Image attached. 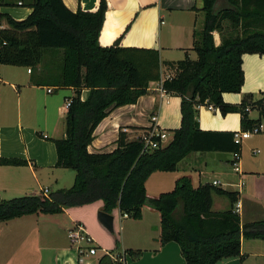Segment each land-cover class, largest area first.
<instances>
[{
	"label": "trees",
	"instance_id": "16d2710c",
	"mask_svg": "<svg viewBox=\"0 0 264 264\" xmlns=\"http://www.w3.org/2000/svg\"><path fill=\"white\" fill-rule=\"evenodd\" d=\"M29 6L32 12L22 20L0 12V19L6 17L9 23L7 28L0 24V62L31 69L41 65L44 79L36 81L38 84L75 89L69 100L65 136L47 137L55 143L57 166L75 170V179L72 186L48 194L0 199V221L33 213H60L66 207L97 200L104 202L107 213L118 208L139 220L148 205L161 215V244L177 242L185 264H219L243 257V239L264 240V219L243 222L235 212L238 191L213 183L194 186L186 175L177 179L172 190L156 197H150L146 187L152 173L176 170L191 152L240 153L242 144L234 141V131L200 127V106L213 104L223 114L239 112L241 129L262 124L264 92L258 100L247 95L239 104L226 102L223 94L241 92L245 53L264 54V0H203L204 25L195 32L194 41L197 58L187 56L168 63L175 71L164 88L182 99V122L172 140L145 151L140 137L128 140L122 131L115 150L98 153L88 147L109 111L136 103L152 82L160 81L159 51L120 46L119 40L110 46L101 45L107 0H100L96 11H73L63 0H31ZM85 88L90 93L83 100ZM251 109L259 110L260 118H250ZM27 164L23 158L0 157V165ZM214 194L226 195L230 208L213 211ZM127 253L138 258L142 251L129 249ZM100 264L123 262L108 255Z\"/></svg>",
	"mask_w": 264,
	"mask_h": 264
},
{
	"label": "crops",
	"instance_id": "0c3cea01",
	"mask_svg": "<svg viewBox=\"0 0 264 264\" xmlns=\"http://www.w3.org/2000/svg\"><path fill=\"white\" fill-rule=\"evenodd\" d=\"M63 1L73 11L79 8L96 11L100 6V0ZM30 2L16 0L11 6L0 0V12L22 20L32 12ZM202 6L203 0H107L99 42L110 46L119 40L120 46L124 47L156 49L160 54L161 70L165 72L169 62L187 56L193 58L196 53L195 32L201 31L204 25ZM0 24L9 27L6 17L0 19ZM214 37L219 44V33H214ZM41 69V65L31 69L0 62V157H19L28 161L24 166L0 165V195H12L17 191H27V195L40 194L46 189L51 192L74 183L75 175L70 180L72 184H62L67 175L62 170L68 168L57 166L55 143L47 137L65 136L66 105L75 89L38 84L36 81L44 79ZM243 69L245 82L241 92L223 94L228 103L239 104L247 95L253 100L263 96L260 93L264 92V54L245 53ZM171 70L175 71V68ZM89 93L88 88L83 89L82 99L85 100ZM181 101L177 94H163L159 90V81L152 82L148 92L136 103L109 111L96 127L89 151L112 152L117 148L122 131L128 140H133L153 124L167 131L170 142L174 131L181 126ZM254 110H250V118H260L259 110L253 115ZM154 116H157L156 121H153ZM198 118L203 130H241L239 112L223 114L217 107L210 110L203 105L199 108ZM262 125L258 137L247 144L255 156L252 164L243 157L241 147V173L231 166L232 153L195 151L182 159L176 170L152 173L146 182L148 195L155 197L172 190L177 179L185 175L191 177L194 186L218 181L216 186L239 192V214L243 222L264 218L260 216L264 214V118ZM236 177L238 185L240 181L244 182L239 190L235 188ZM230 206L226 195H213V211H224ZM100 211H104V202L97 200L66 207L60 213H33L0 221V264H100L108 255L116 261L123 257V264H185L177 242L161 244V215L151 206H144L143 217L139 220L115 209L110 213L114 217L113 231L99 220ZM78 224L94 238L99 248L97 253H87L81 258L71 246L68 233ZM129 249L141 250L142 254L138 258L132 257L127 253ZM242 254L243 257L219 264H246L248 260H252L250 264H257L259 257L264 258V240L243 239Z\"/></svg>",
	"mask_w": 264,
	"mask_h": 264
},
{
	"label": "built area",
	"instance_id": "2783aa9c",
	"mask_svg": "<svg viewBox=\"0 0 264 264\" xmlns=\"http://www.w3.org/2000/svg\"><path fill=\"white\" fill-rule=\"evenodd\" d=\"M19 4H22V2L19 1ZM173 75H174V71L169 68L167 71L162 72L161 79L159 81V90L163 94L168 93L167 90L164 88V82L168 79H171ZM69 106H70V101L67 102L66 107L68 108ZM206 106H208L210 110H215V106L213 104H209ZM247 109H249V107ZM156 120H157V116H154L153 121ZM262 129H263V125L260 124V125H256L252 129L237 130L234 132V141L238 144H242L245 139L250 138L251 136H253V134H257L261 132ZM140 139H142L144 143V150L149 151L167 145L166 140L168 139V133L167 131L159 128V126H157L156 124H153L140 136ZM255 152H259V150ZM240 157L241 154L239 152L233 153L232 166L234 170H236L239 173H241ZM213 184L218 185L219 182L214 181ZM243 184L244 182L240 181L239 186L241 187V185ZM44 193L48 194L49 193L48 189L44 190ZM240 209H241V202L238 201L235 205L234 210L235 212L239 213ZM68 236L71 246H73L78 251V254L81 258L83 255L87 253L89 254L97 253V250L99 249L98 245L95 243L94 238L87 233L83 225L78 224L73 228H71L69 230ZM118 259L124 262L123 257L120 256Z\"/></svg>",
	"mask_w": 264,
	"mask_h": 264
},
{
	"label": "rangeland",
	"instance_id": "374dc122",
	"mask_svg": "<svg viewBox=\"0 0 264 264\" xmlns=\"http://www.w3.org/2000/svg\"><path fill=\"white\" fill-rule=\"evenodd\" d=\"M16 0H4V2L5 3H7V4H9V5H11L12 6V4L15 2ZM30 1V0H29ZM6 4V5H7ZM4 5V4H3ZM202 16H203V13H202ZM220 36V35H219ZM193 58H197V53H195L194 52V54H193ZM192 58V59H193ZM260 94H262V93H260ZM253 115H257V110H254V112H253ZM258 135H259V133H257V134H253V137L252 138H250V139H248V140H244L243 141V143H242V147H243V152H242V155H243V157L250 163V164H252L253 163V160L255 159V156H253L251 153H250V148H249V145H250V143L252 142V140H254L255 138H257L258 137ZM171 139V136H168V139L166 140V144H168L169 143V140ZM247 144H249L248 145V147H247ZM242 155H241V157H240V161H241V159L243 160V158H242ZM261 156V154L259 155V156H257V157H260ZM231 166H232V164H231ZM264 166V165H263ZM64 173H66L67 175L66 176H64V179H63V183L62 184H72V181H70L71 180V178H72V176H74L75 175V170H73V169H71V168H68V169H64V170H62ZM70 175H71V177H70ZM67 177V178H66ZM71 182V183H70ZM236 186L237 187H235V188H237V190H239V188H240V186L238 185V179H237V177H236ZM72 186V185H71ZM68 187H70V185H68ZM165 188H168V187H165ZM164 190H167V189H164ZM149 191H151V184L149 185ZM153 191V190H152ZM25 192H27V191H17V193H12V195H11V193H9V194H4V195H0V199H10V198H13V197H19V196H24V195H27V193H25ZM153 192H158V191H153ZM153 194H155V193H153ZM157 194V193H156ZM156 196H158V195H156ZM155 196V197H156ZM215 208H217L216 207V204H215ZM260 216H264V214L263 215H260ZM263 218V217H262ZM261 218V219H262ZM264 219V218H263ZM260 220V219H259ZM252 260H248L247 262H246V264H250V262H251ZM257 264H264V258H262V257H259V259H258V263Z\"/></svg>",
	"mask_w": 264,
	"mask_h": 264
},
{
	"label": "water",
	"instance_id": "95a60500",
	"mask_svg": "<svg viewBox=\"0 0 264 264\" xmlns=\"http://www.w3.org/2000/svg\"><path fill=\"white\" fill-rule=\"evenodd\" d=\"M98 218L107 229H109L110 231H113V229H114V227H113V220H114L113 215H111L110 213H107L105 211H100L98 213Z\"/></svg>",
	"mask_w": 264,
	"mask_h": 264
}]
</instances>
